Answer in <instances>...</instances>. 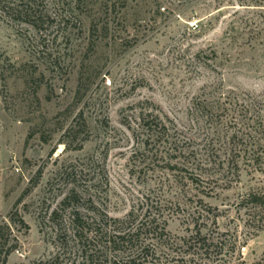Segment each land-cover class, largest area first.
I'll list each match as a JSON object with an SVG mask.
<instances>
[{"label": "rangeland", "instance_id": "374dc122", "mask_svg": "<svg viewBox=\"0 0 264 264\" xmlns=\"http://www.w3.org/2000/svg\"><path fill=\"white\" fill-rule=\"evenodd\" d=\"M35 1L33 24L0 12V264H79L74 212L123 220L147 195L170 206L173 246L155 243L146 264H264V218L242 203L264 193V164L217 134L239 142L247 106L251 124L264 117V0ZM148 113L198 143L211 132L239 176L201 191L178 159H148ZM198 229L224 254H188Z\"/></svg>", "mask_w": 264, "mask_h": 264}, {"label": "trees", "instance_id": "16d2710c", "mask_svg": "<svg viewBox=\"0 0 264 264\" xmlns=\"http://www.w3.org/2000/svg\"><path fill=\"white\" fill-rule=\"evenodd\" d=\"M35 5V0H0V12L16 20L25 17L28 21L27 18H29L31 20L28 23L33 24L32 19L38 12ZM196 104L194 113L197 112L198 116L200 114L201 117L207 119V123L210 122L212 125V113L215 107H211L208 102ZM225 107L223 106V109L229 113L232 111ZM244 110L243 126L245 128H243V137L239 138V142L234 139L238 138L237 135L233 138L230 137V140H227L228 143L226 140L224 142L221 138H228L227 132L224 137L225 134L221 135L220 130L217 129L219 141L226 146L232 144L230 148L234 154H240L242 151H246V148L251 147L253 157L247 158V162L253 163L256 167L261 166L264 164V160L258 151L264 152V117L259 114L258 120L254 119V124H251L252 118L248 117V114L251 113L252 108L247 106ZM141 121L142 135L145 136V152L149 153L148 159L153 162H155L154 159L166 161L168 156L171 161L174 158L178 159L179 163L177 164H171L172 162L169 164L168 161V166L174 170L187 171L188 175L183 177L184 180L189 179L190 184L197 185L199 190L201 187V191L215 189L230 175L232 178L239 176V156L223 159L217 152L218 149L215 147L211 132H207V134L200 132L198 135L203 136V141L198 143L195 139L187 136L193 129L192 127H185L182 130L177 125L170 126L153 113L141 114ZM255 134L257 135L255 139H251ZM244 136L248 138L246 139ZM241 144L245 145V149L241 148ZM230 183H232L231 178L227 180L226 185ZM143 198L139 202L138 208L130 211L123 220L111 218L106 214V219L103 222H90L86 221L79 212H74L71 221L72 228L82 248L79 264H146L151 254L156 255L151 252L155 243L166 242L167 245L165 244L164 248L171 249V236H168L167 230L169 214L165 215V211L169 210L170 206L163 204V199L156 200L151 195ZM199 201L204 203L201 199ZM242 203L249 207V210L253 209L254 215L259 217L258 219L264 218V193L251 192L246 195ZM157 209H160L158 214L155 212ZM201 235L202 230L198 229L195 235L183 241V247L188 254L192 257L224 254L227 243L223 238ZM234 248L235 245H233ZM10 251L6 253V258ZM255 264L263 263L261 261Z\"/></svg>", "mask_w": 264, "mask_h": 264}]
</instances>
